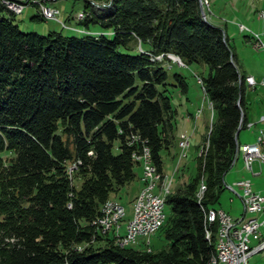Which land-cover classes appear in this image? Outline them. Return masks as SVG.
Segmentation results:
<instances>
[{
  "label": "trees",
  "instance_id": "16d2710c",
  "mask_svg": "<svg viewBox=\"0 0 264 264\" xmlns=\"http://www.w3.org/2000/svg\"><path fill=\"white\" fill-rule=\"evenodd\" d=\"M4 1L0 264H209L218 224L208 241L207 213L218 210L210 204L236 159L246 114L247 75L224 28L203 20L198 0H111L103 17L78 21L83 30L112 29L111 39L39 35L20 30ZM133 40L153 55L172 53L187 66H205L207 74L196 78L215 116L195 175L165 198L170 214L160 230L167 245L156 251L122 248L97 224L104 201L136 178L129 135L140 137L162 173V152L176 144L170 87H188L178 70L168 82L164 54L151 59Z\"/></svg>",
  "mask_w": 264,
  "mask_h": 264
},
{
  "label": "rangeland",
  "instance_id": "374dc122",
  "mask_svg": "<svg viewBox=\"0 0 264 264\" xmlns=\"http://www.w3.org/2000/svg\"><path fill=\"white\" fill-rule=\"evenodd\" d=\"M92 1L51 0L50 2H46V5H49L57 10V16H55L56 19L44 18L41 14V10H39V6L33 3L24 6L25 8L24 10L22 9V14L13 13L10 10L8 11L14 15V23L17 24L20 30H22L23 32L33 31L38 33L39 35H46L50 31H59L63 35H75L80 33L74 31L72 28H81L80 26H82L78 24V18L85 19L90 17H103L105 13H107L106 10H108V7L110 6L109 4L111 2V0H97L98 4H92ZM207 10V17H209L207 19V22L209 21L210 23L223 27L226 31L229 38V43L231 44L235 52L240 71H242L244 74H252V76L255 78V88L246 87L245 89L244 97L246 100V110L248 111L250 117H252L253 112H264V87L260 85V79L264 77V47H254L255 39L252 37V33L258 34L260 40L264 44V17L258 16L259 11L264 10V1L209 0V7L207 8ZM4 14L9 15L7 12H4ZM37 14L40 16V18L32 19V17ZM62 23L66 24L69 27H63ZM239 24L244 25L248 30H245L243 32L239 31ZM85 32H87L86 34H93L96 36L106 33V36L111 39V33L113 32V30H103L92 25L87 30H85ZM130 45L138 47V49L141 51L143 50L142 52L148 54V56L154 60L162 61L163 59L161 58L165 56V58L168 59L167 64H171V67L169 68L166 65V67L168 68V82H174L172 78L173 71H180L186 76L187 82L190 86L189 88H191V92L193 90V94L197 96V99L195 97L196 103L199 105L200 103H202L204 108L203 111L201 109L196 110L193 117L191 118V121H193V123L185 122L183 118L185 116V104L187 103V101L184 96L181 97L178 94L176 88L170 87L172 104L177 111L176 128L174 130L175 135H177L179 131L183 130L188 131L190 134L183 132L186 139L182 140V133H180L176 140V144L170 148L169 153L167 151L162 152V175L164 176L163 180L164 178L165 180H162L161 183L157 185L158 187L155 190L157 194L162 193V196H164L165 194L163 193V188L166 185L165 182L170 184V190L168 194L174 192L177 187L183 185V182L188 181L190 177L195 175L198 163L197 157H201V159H204V156L206 155V151L208 148V138L215 116L212 104L207 99V97L204 95L206 99V106L204 104V101L201 100L202 90L199 86V84H201V79H197L196 76L206 75L208 70L205 66L201 65L187 66L183 63V66H178V62L175 58L178 56L172 53H161L158 55H153L152 53H150V49L148 46H146L145 49L140 48L141 46L138 40H133ZM197 118H199V120H197ZM203 120L205 121L203 122ZM261 127L264 128V125H262ZM255 129L256 127H252V129L248 130L249 133L246 132V129H242L239 133L240 140L245 139L251 141L247 143H254L256 134L253 132H255ZM245 135L247 136L245 137ZM135 164L136 165L134 167V171L136 174V178L130 183L125 184L119 190L117 196L114 195L113 197V195L111 194V197L107 198L104 201L106 203L114 202V200L119 201L121 203L120 205L125 208V217L119 221V224L121 226L120 233L122 235H125L126 226L128 224L127 221H130L133 218V208L136 201V194L142 187L141 181L139 179L141 175V164H138L136 162ZM252 167L253 172H257L261 169V173L259 175H252L250 171H247L242 166V158L241 155H239L237 161L235 162V165H233L229 169L228 174L225 175V180L228 182L231 181L233 175L248 177L252 181L253 190H261V192H264V163L259 168L257 162H254ZM73 182L77 185L79 183V181L77 180H74ZM202 183L201 185L199 184L200 187L198 186L197 189L199 199H201L203 195V193L201 192L204 187ZM237 191L241 192V190H239L238 188ZM199 195L201 197H199ZM210 207H215L218 210L222 209L233 218L240 217L243 212V207L239 196L232 193L231 191H228L226 188L222 189L217 201L213 204H210ZM164 212L166 214V217H168V215L170 214L169 205L166 204V206L164 207ZM256 215L257 214L247 213L246 217ZM256 243L257 241L252 240L250 244L251 246H253ZM166 245L167 242L163 238L160 228L154 233L150 234L148 237L137 236V243L133 244V246L136 248H144L148 251L150 249L156 251L162 246ZM245 264H264V249L260 252H256L248 256Z\"/></svg>",
  "mask_w": 264,
  "mask_h": 264
},
{
  "label": "built area",
  "instance_id": "2783aa9c",
  "mask_svg": "<svg viewBox=\"0 0 264 264\" xmlns=\"http://www.w3.org/2000/svg\"><path fill=\"white\" fill-rule=\"evenodd\" d=\"M12 2L16 10H21L28 4H37L39 10L45 11V18L56 19L57 10L46 2L51 0H8ZM201 5H209V0H200ZM264 1V0H261ZM37 6V7H38ZM259 17H264V10L259 11ZM209 17H207L208 19ZM63 27H69L62 23ZM71 28V27H70ZM239 31L243 32L248 30L244 25L239 24ZM74 31L79 33L85 32L83 29L73 27ZM255 39L254 47H264L263 42L260 40L258 34L252 33ZM178 66H183V62L179 57H176ZM197 79H200L197 77ZM250 83V88L256 84L255 78L252 75L245 76ZM261 85L264 86V79L261 80ZM251 124H247L250 127ZM184 133H182V140ZM128 142L135 146V162L141 164L140 181L142 187L136 194V198L140 194H147V204L139 206L137 213L131 221L128 222V230L126 236L122 238H115L114 243L118 246L133 245L137 243V236H145L151 229H156L158 222L162 221V215H165L163 205L156 201V190H150V179L154 176L149 175V156L146 153V145L140 140L136 134L129 135ZM91 153V152H90ZM240 153L243 158V164L246 170L252 172L253 163H264V130L258 129L256 141L248 144H238L237 154ZM75 166V164H73ZM235 188L241 190L240 200L243 207V212L240 217L233 218L228 213L220 209L221 225L223 227L222 238L220 239L219 247L221 249L220 261L217 264H245L248 256L264 249V192H254L251 189V182L249 179H239L234 181L230 190L236 192ZM119 201L113 202V206H101V222L99 224L98 232L107 230L108 227H115L117 216L119 213ZM114 208L115 218L105 219V209ZM257 214L256 216L246 217V214ZM257 241L256 244L251 246V241Z\"/></svg>",
  "mask_w": 264,
  "mask_h": 264
},
{
  "label": "bare ground",
  "instance_id": "6f19581e",
  "mask_svg": "<svg viewBox=\"0 0 264 264\" xmlns=\"http://www.w3.org/2000/svg\"><path fill=\"white\" fill-rule=\"evenodd\" d=\"M92 2L97 4V0H93ZM198 2L200 4L201 10H202V18L205 21H207V12H208L207 8L209 7V5H203V8H202L201 1L198 0ZM4 5H5V7L8 10H10L13 13H17V14L21 13V10H16L15 5L12 2L8 1V0L4 1ZM41 14L45 18V11L44 10H41ZM208 15H209V13H208ZM82 20H83V18H78V21H82ZM83 33H87V32H83ZM245 81H246V86L250 87V83H249L248 79H246ZM184 139H186L185 136H184ZM244 144H248V143H244ZM146 153L149 156V165H150L149 175L150 176H154V178L150 179V190H155L158 187L157 185H159V183H161V181L163 180L164 176L162 175V173H160L158 171L157 167L154 165V163L152 161V157H151V152L147 148H146ZM132 157L135 160V158H134L135 157V153L133 154ZM164 180H165V178H164ZM165 183H166V185L164 184L165 185L164 188L161 187V188H163V193L165 195L162 196L163 195L162 193L161 194L159 193L160 195L156 193V201L160 205H163V209L166 206V204H165L166 195L168 194V192L170 190V184H168L167 182H165ZM204 191H205V188L203 187L201 192L203 193ZM199 197H201V196L199 195ZM146 204H147V194H140V196L138 198H136V201H135V204H134L133 217L137 213L139 206H145ZM104 205L105 206H113V202H107ZM124 217H125V208L122 205L119 204V213H118V216H117V221L115 222V227H108L107 230H101V232L102 231L104 233L113 232V235H114L115 238H122V236H126V232L128 230V224L126 226L125 235H122L120 233L121 226L119 224V221L122 220ZM114 218H115L114 208H106L105 209V219H114ZM165 219H166V214L162 215V221L157 223L156 229H151V231H148L145 236H141V237H148L150 234L154 233L156 230H158L162 226V224L164 223ZM100 222H101V216L98 218V221H97L98 226H99ZM216 223L218 224L216 233L214 234L216 236V245H215L216 251H215V254L212 256L209 264H217L218 261H220L221 249L219 247V243H220V239L222 238V234H223V227L221 225L220 210L209 211L207 213V240L208 241L211 239V236L214 233L212 231L211 227H212V225H215ZM124 246H129V245H121L120 247L123 248Z\"/></svg>",
  "mask_w": 264,
  "mask_h": 264
},
{
  "label": "crops",
  "instance_id": "0c3cea01",
  "mask_svg": "<svg viewBox=\"0 0 264 264\" xmlns=\"http://www.w3.org/2000/svg\"><path fill=\"white\" fill-rule=\"evenodd\" d=\"M54 6V5H53ZM25 8V7H24ZM24 8H23V10H24ZM23 10H22V12H23ZM21 12V13H22ZM77 28V27H76ZM223 28V27H222ZM226 32V31H225ZM79 33V32H78ZM227 34V33H226ZM249 38V37H248ZM246 75H252V74H246ZM264 79V77H262L261 79H260V82H261V80H263ZM187 80V79H186ZM188 83V82H187ZM256 85V84H255ZM260 85H261V83H260ZM262 86V85H261ZM190 86H189V84H188V87H187V90L185 91V92H181L179 89H177L176 88V91L178 92V94L181 96V97H185V99H186V101H187V103L185 104V116H184V118H183V120L185 121V122H188V123H190V122H192L193 123V121H191L192 119V117H193V115H194V113L196 112V110H204V108H203V105H202V103H200V105L199 104H197L196 103V99H197V96H195V94H193V90H192V92H191V88H189ZM264 87V86H263ZM253 88H255V86L253 87ZM200 89L202 90V88H201V86H200ZM195 97H196V99H195ZM201 100H203L204 101V104H205V106H206V99H205V97H204V94H203V91H202V95H201ZM193 101H195V102H193ZM244 101H245V106H246V100H245V97H244ZM194 108V109H193ZM201 117V116H200ZM199 117V118H200ZM199 118H197V120H199ZM197 120H196V122H197ZM205 120H203V122H204ZM247 124H251L250 125V127H248L247 126ZM262 125H264V112H260V113H258V112H256V113H254L253 112V115H252V117H250V115H249V113H248V111L246 110V114H245V118H244V122L242 123V125L241 126H239V130L241 131L242 129H246V132L247 133H249L248 132V130H250V129H252V127H256V129H255V132H253V133H255L256 134V136H257V132H258V129H263L264 130V128H262L261 126ZM258 127V128H257ZM238 130V133H237V142H238V144H243V143H247V142H251V141H249V140H240V138H239V133H240V131ZM183 132H185V133H187V134H190L188 131H179L178 133H177V135H176V140H177V138H178V136H179V134L180 133H183ZM247 135H245V137H246ZM256 136H255V141H256ZM190 140H191V138H190ZM252 142H254V141H252ZM177 146V145H176ZM239 155H241L240 153H238V154H236V159H235V161H234V163H233V165H235V162L237 161V159H238V157H239ZM241 158H242V155H241ZM258 165H259V168L261 167V165L263 164V163H257ZM232 165V166H233ZM231 166V167H232ZM242 166L244 167V164H243V158H242ZM245 168V167H244ZM229 171V170H228ZM228 171L226 172V174L225 175H227L228 174ZM248 171V170H247ZM261 173V169L259 170V171H257V172H253V169H252V172H251V174L252 175H259ZM225 175H224V178H223V181H224V188H226L228 191H231L232 193H234V194H236V195H240L241 194V192H239V191H237V188H235V190H236V192H234L233 190H230L229 189V186H231V184L234 182V181H236V180H239V179H249L250 180V182H251V189H252V191H254V192H259V193H263V191L261 192V190H253V184H252V181H251V179L250 178H248V177H241V176H237V175H233V177L231 178V181H226L225 180ZM239 198H240V196H239ZM213 208H215V207H213ZM222 210V209H221ZM227 213V212H226ZM263 250V249H262ZM261 251V250H260ZM260 251H258V252H260Z\"/></svg>",
  "mask_w": 264,
  "mask_h": 264
},
{
  "label": "water",
  "instance_id": "95a60500",
  "mask_svg": "<svg viewBox=\"0 0 264 264\" xmlns=\"http://www.w3.org/2000/svg\"><path fill=\"white\" fill-rule=\"evenodd\" d=\"M238 130H239V128H238ZM238 130H237V133H238ZM237 133H236V135H237Z\"/></svg>",
  "mask_w": 264,
  "mask_h": 264
}]
</instances>
